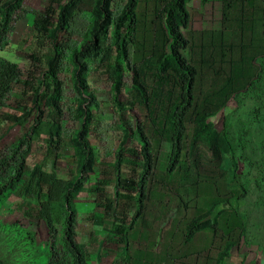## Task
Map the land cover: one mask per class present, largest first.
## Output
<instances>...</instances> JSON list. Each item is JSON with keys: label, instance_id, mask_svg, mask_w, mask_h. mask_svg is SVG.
I'll return each instance as SVG.
<instances>
[{"label": "trees", "instance_id": "1", "mask_svg": "<svg viewBox=\"0 0 264 264\" xmlns=\"http://www.w3.org/2000/svg\"><path fill=\"white\" fill-rule=\"evenodd\" d=\"M25 1L0 0V51L8 48L10 33L27 13ZM189 2L48 0L44 14L35 16L33 22L36 42L28 68L23 71L0 56V112L11 122L2 137L15 126L22 128L18 139L0 148V264H90L86 249L77 240V199L87 188L96 195L97 207L106 218L115 213L122 187L137 193L141 207L131 226L117 229L120 236L113 241L124 245V251L122 260L115 259L113 264L185 260H192L188 264H223L247 245L245 215L232 202L246 199L251 183L261 192L264 208V128L256 132L259 142L252 149L254 155L241 160L226 128L218 132L214 120L231 101L250 99L256 106L248 114L264 122V0L220 1L221 27L238 32L240 41L220 44V62L212 58L209 63L211 68L220 64L217 85L198 94L195 46L184 33L190 25ZM208 2L201 0L202 5ZM259 25L261 34L256 31ZM67 57L73 82L70 99L61 79ZM93 74L103 75L111 84L120 131L110 167L100 164L90 142L100 106L89 84ZM18 84L31 100L23 111L10 99ZM70 119L77 125L68 149L78 163L75 176L65 180L59 176L57 162L67 149L64 124ZM44 124L45 156L53 163L48 169L36 163L29 170L28 158ZM132 140L139 147L129 161ZM163 149L168 151L166 171L156 178ZM130 162L141 167L136 179L122 177ZM97 171L99 179L90 186ZM112 178L115 192L111 197L102 187ZM170 192L178 197V209L184 215L171 219L166 243L170 251L164 262L152 249L159 241L151 242L155 230L147 229L152 226L146 215L159 209L156 225L163 223L169 207L162 198ZM9 200L15 201L14 206L3 210ZM191 210L192 216L187 214ZM4 211L14 217L10 224L1 220ZM135 236V243L145 238L147 246L137 245L130 253ZM197 237H204L208 244L180 258L174 255L181 251L175 249H187ZM259 252L264 254V248ZM96 260L101 263L100 251Z\"/></svg>", "mask_w": 264, "mask_h": 264}, {"label": "rangeland", "instance_id": "2", "mask_svg": "<svg viewBox=\"0 0 264 264\" xmlns=\"http://www.w3.org/2000/svg\"><path fill=\"white\" fill-rule=\"evenodd\" d=\"M221 0H209L205 5H202L201 0H190L188 10L191 15L189 28L184 30V33L188 39L192 40L194 44L193 58L198 62V64H193L198 71L197 78V93L206 92L210 88L216 87L219 78V65L211 68L209 63H211L212 58L215 62H220V44H228L229 42L239 43L240 35L238 32H233L231 29H224L221 27ZM48 5V0H26L25 10L26 14L17 22L15 29L10 33L9 36V46L4 51H0V56L5 59L14 62L19 65L21 70H26L30 64L29 54L33 51L36 42V33L33 29L35 16L43 15L46 7ZM257 34H261L263 29L260 25L257 26ZM264 36V33L262 34ZM248 41V39H246ZM246 41V42H247ZM205 61V64L200 66V62ZM225 66V65H223ZM227 69L226 67H223ZM221 78V77H220ZM61 79L65 84V96L70 99L73 95V82L72 73L69 60L65 62L63 71L61 74ZM89 84L92 88V92L97 96L100 106L96 112L97 116V130L94 134L90 136V142L92 146L96 149L98 153V161L100 164H105L106 166H112L115 160V153L118 148L120 131L116 127L117 115L115 111L114 104L112 103V88L111 84L103 75L93 74L89 80ZM126 97L124 96L123 99ZM11 101L18 110L23 111L21 108L31 106L29 92L26 91L23 85L18 84L11 93ZM256 106L250 99L245 102L237 103L231 101L228 107L214 120L216 125V130L218 132L226 128L229 139L233 147L240 154L241 160L245 155H254L253 148L258 144L259 140L256 138V132L260 128H264V122H261L254 118V113L248 114L251 109ZM140 114L139 111H135ZM242 123L244 124L241 127ZM11 124L8 121V116L1 111L0 112V148L12 144L16 139H18L22 134V128L20 126H15L7 136H3L7 127ZM245 124L249 126L245 128ZM42 128L39 139L35 141V147L32 154L28 158V169L31 170L34 164L42 163L48 169L52 165V160L46 157V145L48 143L47 137V127ZM77 124L73 119L67 120L64 124L66 129V145L67 149L63 153L59 161L57 162V168L59 176L62 179L69 180L73 178L76 174V168L78 163V158L75 154L68 149L69 137L72 129ZM248 135V136H247ZM248 138V139H247ZM247 140L245 144L244 140ZM138 142L132 140L130 143V155L129 161L133 160L132 156H135L134 151L138 150ZM132 152L134 154H132ZM168 151L166 149L161 150L160 161L157 169L154 171L156 178L160 174H164L166 171V161ZM258 159V153L255 154ZM131 163V162H130ZM240 164V163H239ZM134 167V168H133ZM137 168V169H135ZM138 172H141V167L134 165L133 163L124 166L122 177L126 179H136ZM242 180H243V170ZM110 176V175H109ZM108 176V177H109ZM99 179L98 171L96 174L92 175V180L90 186H95ZM244 181V180H243ZM247 184V180H245ZM107 194L112 197L115 192L114 179L109 181V185L103 186ZM165 188V187H163ZM248 189L250 193L248 197L242 200L239 204L232 202V206L239 208L240 213L245 215L247 223V245L243 248L241 252H233L231 257L238 260L239 264H264V254H260V249L264 248V208L260 205L259 198L262 196L261 192L257 190L251 183H248ZM171 193V194H170ZM170 195L162 198V203L169 207L167 212V217L163 220L159 226L156 225L160 221L159 209H154V211L149 212L146 215V219L150 221L151 226L147 228L152 232L155 230L156 239H159V244L152 249L159 251V254L163 252V248L166 246L168 240V234L171 229V219L175 218L180 220L184 215V212L178 209V197L172 192ZM96 195L91 192L88 188L80 194L77 199V210L79 213L78 220V242L84 246L88 254V259L90 264H113L115 259L122 260L124 245L114 243L120 234H117V229L128 228L131 226V222L135 216L136 211L141 207L138 203L137 193L134 189H127L122 187L120 190V196L116 202V211L111 215L110 218H106L105 214L98 209L96 204ZM15 204L14 200H9L6 203L3 210L7 208H12ZM188 215L192 216L193 211H188ZM160 217V216H159ZM217 213L212 214V219L215 220ZM170 219V220H169ZM1 220L5 224H10L13 222L14 217L9 215L7 211L3 212ZM140 219H137L136 224ZM160 229V230H158ZM2 231V229H0ZM133 230H129L132 232ZM151 233V232H150ZM3 233L0 232V235ZM131 241L130 253L138 245L142 249L147 246L146 239L138 240L140 243H135ZM196 243L200 242L201 238L197 237ZM195 240L193 242H195ZM101 252V263H98L96 256L98 252ZM153 253V252H152ZM230 257V259H231ZM228 259V262H231ZM121 264V262H118Z\"/></svg>", "mask_w": 264, "mask_h": 264}, {"label": "crops", "instance_id": "3", "mask_svg": "<svg viewBox=\"0 0 264 264\" xmlns=\"http://www.w3.org/2000/svg\"><path fill=\"white\" fill-rule=\"evenodd\" d=\"M155 234H157L156 231L153 232V240H152L151 242H158V241H159L158 238L156 239ZM156 240H157V241H156ZM192 243H193V245H192V246H189V247L187 248V249H189V250H187L186 248L175 249L176 251H177V250H181V251H180L179 253L176 252L174 255H175V256H178V257L180 258V257H183V255L191 254V251H197V250H200V249H202L203 247H205V245L208 244V240H207V239L205 240V238L202 237L199 243H198V242L196 243V240H195V242H192ZM156 248H157V247H156ZM156 248H155L154 251H155L156 254L159 256V258H160L162 261L165 262V260L167 259V252L170 251V250H167L168 248L165 246V247L163 248V252L159 254V251H156ZM175 250H173V251H175ZM184 257H185V256H184ZM228 259H230V258L225 259V262H223V264H239V263H237L238 260L235 259V258H233V257H231V259H230L231 262H228ZM185 261H186V262H180V263L173 262V264H188V263H191V262H192V260H185Z\"/></svg>", "mask_w": 264, "mask_h": 264}]
</instances>
